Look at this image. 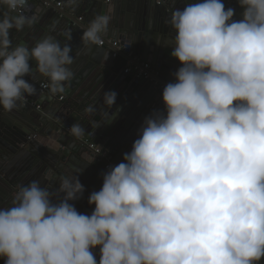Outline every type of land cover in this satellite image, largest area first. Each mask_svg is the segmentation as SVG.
Masks as SVG:
<instances>
[{
	"label": "clouds",
	"instance_id": "obj_1",
	"mask_svg": "<svg viewBox=\"0 0 264 264\" xmlns=\"http://www.w3.org/2000/svg\"><path fill=\"white\" fill-rule=\"evenodd\" d=\"M238 3L239 21L221 0L171 13L174 36L167 45L181 67L163 89L164 110L145 118L130 152L103 175L101 189L88 198L95 206L90 215L70 203L84 191L77 175L62 178L57 202L38 181L19 186L11 206L0 207L4 264H258L264 258V0ZM113 7L89 23L85 42H99ZM27 8V0H0L5 112L35 91L24 79L33 71L30 61L53 95L74 75L69 45L44 38L31 49L12 47L10 30L38 18L25 15ZM115 100V92L104 93L105 105ZM84 131L70 128L75 137Z\"/></svg>",
	"mask_w": 264,
	"mask_h": 264
},
{
	"label": "water",
	"instance_id": "obj_2",
	"mask_svg": "<svg viewBox=\"0 0 264 264\" xmlns=\"http://www.w3.org/2000/svg\"><path fill=\"white\" fill-rule=\"evenodd\" d=\"M61 1L57 0L62 3L61 8L54 3L46 6L45 0L29 2L24 14L35 13L36 22L22 31L13 29V33L9 32L12 47L21 35L23 38L30 36L32 42L27 38L23 42L29 49L50 36L61 47L69 45V55L73 57L69 67L74 75L65 82L66 89L62 93L68 98L64 101L52 104L56 101L52 95L43 92L39 95L34 91L32 95L25 94L24 98L31 100L39 110L22 101L13 109L17 117L0 116V177L3 179L0 185L8 188L4 193L9 196L0 198V207L11 206L10 195H14L19 186L32 181L47 188L57 202L64 195L58 191L62 178L77 175L84 191L79 199L70 203L79 213L90 215L95 206L89 205L88 198L102 187L100 170L104 168V161L88 148L87 142L108 152L113 166L122 162L123 155L130 152L134 142L128 131L135 120L140 122L139 126L152 113L164 110L163 89L166 84L175 82L174 74L181 67L171 57L172 50L167 45L174 36L168 23L171 13L203 0H161L159 3L157 0ZM221 2L226 10L234 9V21L242 19L243 9L238 0ZM109 6H114L111 20L101 39L108 40L106 34L126 36L132 57L140 59L133 64H150L147 79L137 78L133 73L124 74V65L119 61L126 60V55L119 53L117 59L111 61L104 57L107 50L113 52L110 47H97V43L82 39L89 23L97 15L105 14ZM3 11L6 10L0 9ZM79 14L85 18L82 22L78 21ZM30 67L33 71L27 76L31 77L25 76V80L33 88L40 83L49 84L48 79L35 70L34 61H30ZM107 92L116 93L111 108L103 101ZM89 107L91 112L86 111ZM73 124H79L85 130L81 136L71 134ZM92 251L99 261V248ZM0 264H4L2 258ZM258 264H264V258Z\"/></svg>",
	"mask_w": 264,
	"mask_h": 264
},
{
	"label": "built area",
	"instance_id": "obj_3",
	"mask_svg": "<svg viewBox=\"0 0 264 264\" xmlns=\"http://www.w3.org/2000/svg\"><path fill=\"white\" fill-rule=\"evenodd\" d=\"M41 0H27V3H37ZM54 3L57 7L61 8L62 3L57 2V0H45L44 4L46 6H49V4ZM21 10H17V13L20 12ZM81 21V18L78 19ZM104 45H107L110 47L113 52L111 53V57L113 59L117 58L119 53H122L123 55H126V57H132V52L130 51V48L127 43H122L119 40H103L100 39L99 42H97L98 47H103ZM135 63V62H134ZM149 70V65L148 64H141V66H135L134 64H130V67L124 70V74H129L130 72L133 73L137 78L143 77V78H148V72ZM39 89L43 93H47L49 95H53L49 91V84L47 83H40L39 84ZM60 101L63 99L62 96L58 98ZM88 143V142H87ZM88 148L102 161H104V170L108 171L110 168L114 167L111 163V158L109 157L108 152L103 150L102 148L95 146L93 144L88 143Z\"/></svg>",
	"mask_w": 264,
	"mask_h": 264
},
{
	"label": "crops",
	"instance_id": "obj_4",
	"mask_svg": "<svg viewBox=\"0 0 264 264\" xmlns=\"http://www.w3.org/2000/svg\"><path fill=\"white\" fill-rule=\"evenodd\" d=\"M59 1H61V0H59ZM161 2V0H157V3H159V2ZM62 2V1H61ZM163 4V3H162ZM35 11V10H34ZM79 16H80V18H81V21H79V22H82L85 18H83V16L81 15V14H79ZM10 32H12L11 30H10ZM13 33V32H12ZM106 37H108V39L109 40H119V41H121L122 43H127V42H125L126 41V36H124V35H121V34H118L117 36H107V34L105 35ZM124 38H123V37ZM26 38H27V40H30V36H28V35H25V38H23V36L21 35V37H20V39H17V40H15V46H17V45H23V42H24V40H26ZM48 38H51V36L50 37H48ZM31 41V40H30ZM32 42V41H31ZM169 46V48H170V50H173L172 49V47L170 46V45H168ZM98 47V46H97ZM104 57L105 58H109V60H111V61H115L117 58H115V59H113L112 57H111V51H109V50H107V52L105 53V55H104ZM135 57V56H134ZM136 58H138V57H136ZM136 58H134V59H132V58H128V57H126V60H124V59H121L119 62L122 64V65H124V68H123V71L125 70V69H127V68H129L130 67V64H133L134 62L135 63H137L140 59L138 58L137 60H136ZM149 65V68H150V64H148ZM131 73V72H130ZM28 78H30L29 76H27ZM24 79H25V77H24ZM39 83V82H38ZM66 89V88H65ZM34 90L35 91H37L38 93H39V95H40V93H41V91H40V89H39V86H38V84L34 87ZM43 94V93H42ZM44 94H47V93H44ZM60 96H62L63 97V99L60 101L58 98L60 97ZM52 98H54V99H56V101L55 100H53V102H52V104H54L55 102H57V103H60V102H62V101H64V99L66 98H68L67 96H65L63 93H58V94H55V95H52ZM23 101L24 102H26V103H28L29 104V107H34V109L35 110H39V107L38 106H36L31 100H28V99H26V98H24L23 99ZM49 104V103H48ZM0 116L2 117V116H4V117H6V118H8V119H13V117H17L16 115H15V111L14 110H12V111H10V112H5L2 108H0ZM138 123H140L139 121H136L135 120V122L133 123V126H132V128L128 131V133H129V138H132L133 140H135V139H137L138 138V132H139V130H140V128H141V126H142V124L141 125H137ZM136 124V125H135ZM119 137H120V135H119ZM82 139V138H81ZM88 140V139H87ZM85 141V140H84ZM89 144H91L90 142H88ZM87 143V144H88ZM94 145V144H93ZM96 146V145H95ZM98 147H100V148H102L101 146H98ZM103 149V148H102ZM104 150V149H103ZM101 174H102V177H103V175L107 172V171H105L104 170V168H101ZM0 180H3L2 179V177H0ZM7 186V185H6ZM8 187V186H7ZM8 188H6V187H3V186H1L0 185V198L1 199H3L7 194H5L4 193V191H6ZM9 189H12V188H10L9 187ZM15 190V189H14ZM14 192H16V191H14ZM11 196V198L13 197V195L11 194L10 195ZM7 197H9L8 195H7ZM10 199V198H9ZM94 251V250H93Z\"/></svg>",
	"mask_w": 264,
	"mask_h": 264
}]
</instances>
